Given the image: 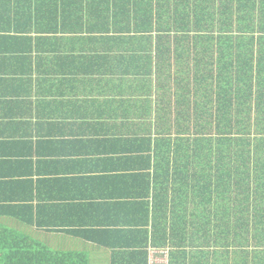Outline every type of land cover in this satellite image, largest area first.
Wrapping results in <instances>:
<instances>
[{
	"label": "trees",
	"instance_id": "16d2710c",
	"mask_svg": "<svg viewBox=\"0 0 264 264\" xmlns=\"http://www.w3.org/2000/svg\"><path fill=\"white\" fill-rule=\"evenodd\" d=\"M63 34L107 36L113 69L177 85L160 92L168 121L139 138L155 163L153 247L168 264H264V0H0V35ZM34 225L30 206L0 200V264H89Z\"/></svg>",
	"mask_w": 264,
	"mask_h": 264
},
{
	"label": "crops",
	"instance_id": "0c3cea01",
	"mask_svg": "<svg viewBox=\"0 0 264 264\" xmlns=\"http://www.w3.org/2000/svg\"><path fill=\"white\" fill-rule=\"evenodd\" d=\"M109 41L0 35V200L30 206L38 227L27 230L55 250L145 264L158 190L139 138L143 123L168 121L160 92L177 85L113 69Z\"/></svg>",
	"mask_w": 264,
	"mask_h": 264
},
{
	"label": "built area",
	"instance_id": "2783aa9c",
	"mask_svg": "<svg viewBox=\"0 0 264 264\" xmlns=\"http://www.w3.org/2000/svg\"><path fill=\"white\" fill-rule=\"evenodd\" d=\"M147 264H168V249L149 246Z\"/></svg>",
	"mask_w": 264,
	"mask_h": 264
}]
</instances>
